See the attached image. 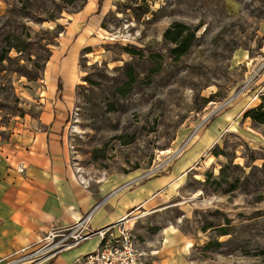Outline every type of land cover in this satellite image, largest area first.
<instances>
[{
    "label": "rangeland",
    "instance_id": "rangeland-1",
    "mask_svg": "<svg viewBox=\"0 0 264 264\" xmlns=\"http://www.w3.org/2000/svg\"><path fill=\"white\" fill-rule=\"evenodd\" d=\"M89 1H1L0 147L41 128L49 101H71L62 135L73 175L135 184L174 170L199 125L211 133L233 109L174 191L128 225L144 259L174 227L189 243L177 264H264V123L245 117L264 101V0H97L86 18ZM179 31L190 38L183 54ZM66 35L77 75L60 96L52 82L65 55L53 58Z\"/></svg>",
    "mask_w": 264,
    "mask_h": 264
},
{
    "label": "crops",
    "instance_id": "crops-1",
    "mask_svg": "<svg viewBox=\"0 0 264 264\" xmlns=\"http://www.w3.org/2000/svg\"><path fill=\"white\" fill-rule=\"evenodd\" d=\"M96 2L89 1L83 16L85 14L88 18L91 15ZM3 8L0 4V12ZM66 38L68 35L61 40L59 53L56 56L55 52L53 58L55 64L61 54L65 55L61 75L52 82L60 96L63 92H72L77 75L75 62L78 48H72L67 53L71 48ZM50 69L51 77L52 71L57 69ZM49 102L40 118L41 128L17 132L0 147V264H27L26 259H21L24 253L39 246L56 229L79 221L98 203L101 205L91 220L93 229L116 226L128 215L156 207L162 196L166 197L174 191L179 175L186 172L210 147L218 136L219 127L235 114V110L230 109L222 122L217 121L211 126V133L206 134L205 131V134L197 135L193 146L178 161L174 170L133 184L134 176L110 175L98 181L76 178L65 159L62 135L64 112L71 101ZM125 224L128 225L129 221ZM163 238L165 242L155 249L149 247L150 250L145 252L144 264H177L178 254L189 245L185 235L174 227L167 228ZM99 243V237H92L34 264H73L77 257L96 250Z\"/></svg>",
    "mask_w": 264,
    "mask_h": 264
},
{
    "label": "built area",
    "instance_id": "built-area-1",
    "mask_svg": "<svg viewBox=\"0 0 264 264\" xmlns=\"http://www.w3.org/2000/svg\"><path fill=\"white\" fill-rule=\"evenodd\" d=\"M203 122L199 125L197 130L193 133L196 134L199 129L206 125ZM101 204L98 203L94 208L88 211L79 221L70 226H64L56 229L50 233L45 240L50 237L61 236L58 243L55 245L53 253L47 256V259L52 258L54 255L62 250L72 248L79 245L92 237H99L100 243L96 250L81 255L76 258L73 264H144V255L137 248L133 233L130 227L125 224L130 221L128 217L113 227H103L93 229L91 227V220L94 212ZM117 230V232L115 231ZM58 232V233H57ZM69 232V233H67ZM72 238L71 241L69 239ZM44 250L38 249L34 253L26 252L21 259H27L34 255L41 254ZM46 258V257H45Z\"/></svg>",
    "mask_w": 264,
    "mask_h": 264
},
{
    "label": "trees",
    "instance_id": "trees-1",
    "mask_svg": "<svg viewBox=\"0 0 264 264\" xmlns=\"http://www.w3.org/2000/svg\"><path fill=\"white\" fill-rule=\"evenodd\" d=\"M100 7H101V3H100ZM171 33H172V29H169L167 31L166 35L170 36ZM181 33L182 32L179 31V33H177V35L175 37L171 38L172 42L179 43V45L174 50L178 54L185 53L186 50L188 49V46H189V43H190V38L187 37V36L183 37V39L178 41L179 40V36L181 35ZM12 47H14V45ZM61 88H62V83H61V81H59V89H61ZM245 117H252L255 121H257L259 123H264V101L258 107H255V108L249 110L246 113Z\"/></svg>",
    "mask_w": 264,
    "mask_h": 264
},
{
    "label": "bare ground",
    "instance_id": "bare-ground-1",
    "mask_svg": "<svg viewBox=\"0 0 264 264\" xmlns=\"http://www.w3.org/2000/svg\"><path fill=\"white\" fill-rule=\"evenodd\" d=\"M197 136V134H192V138ZM144 214V213H143ZM140 216V215H139ZM145 216V215H144ZM135 217H138V215H136ZM133 219V218H132Z\"/></svg>",
    "mask_w": 264,
    "mask_h": 264
}]
</instances>
